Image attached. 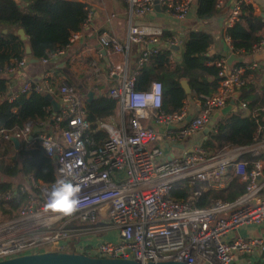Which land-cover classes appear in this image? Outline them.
I'll return each instance as SVG.
<instances>
[{
  "label": "built area",
  "instance_id": "obj_1",
  "mask_svg": "<svg viewBox=\"0 0 264 264\" xmlns=\"http://www.w3.org/2000/svg\"><path fill=\"white\" fill-rule=\"evenodd\" d=\"M125 1L130 7L126 38L120 40L107 32H100L98 37L102 49L126 56L106 78V82H112L107 93L117 102L113 117L93 126L86 116L87 93L67 82L58 88L53 86L52 67L45 68L40 80H23L20 92L51 93L62 107L44 122H28L15 132L0 130V139L11 140L15 135L25 149L42 145L52 160L55 180L71 170V177L80 186L81 207L67 217L45 211L46 193L55 180L39 184L29 176L19 186L21 191H28L22 206L13 210L5 202L11 217H5L0 209V260L51 250L85 253L82 242L75 239L96 234L103 227L116 230L120 240H100L90 251L92 256L190 264H264V106L250 109L245 100L235 104L236 111L252 116L257 124L255 140L249 145L211 152L203 146V140L190 148L184 143L206 128L213 115L241 92L249 83L248 72L264 74L262 61L236 66L227 58H219L216 65L221 78L216 91L191 96L200 107L199 114L191 119L187 99L177 111L165 113L162 82L153 81L148 89L139 90L136 78L139 68L162 49L171 50V65L180 62L173 47H182L185 40L173 36L165 45H158L160 29L134 22L136 16L155 8V0ZM224 1L218 0L217 6ZM195 2L159 0L161 7L179 19L185 18ZM241 3L234 1L230 20H237ZM262 36L251 55L264 52V30ZM79 37L80 31L73 33L65 47L40 61L47 65L66 54ZM133 49L138 56L135 68L129 65ZM27 63L28 57H24L14 66L0 68V73L21 71ZM151 122L163 126V132ZM96 131L108 136L97 143L92 136ZM166 143H180L184 149L169 154ZM235 177L245 189L234 200H215L198 207L172 193L174 188H188L195 199L209 189H227ZM5 197L10 199L11 192ZM98 216L106 218L101 221ZM78 220L94 224L74 227ZM246 228H256V233L242 234Z\"/></svg>",
  "mask_w": 264,
  "mask_h": 264
},
{
  "label": "trees",
  "instance_id": "obj_2",
  "mask_svg": "<svg viewBox=\"0 0 264 264\" xmlns=\"http://www.w3.org/2000/svg\"><path fill=\"white\" fill-rule=\"evenodd\" d=\"M217 3L218 0H196L198 18L204 20L215 16L218 12ZM87 17V4L79 0H24V3L0 0V68L5 70L22 58L29 57L18 34L19 28L22 27L28 35L32 57L41 59L65 47L71 35L82 29ZM263 30L264 17L255 14L253 4L242 1L237 20L226 28L225 34L230 39L233 52L250 54L253 47L263 39ZM212 42L210 33L199 29L191 30L184 41L180 62L170 64L171 50L167 48L152 54L139 68L136 88L145 90L153 81H161L164 88L162 110L168 114L180 109L184 101L194 94H210L216 91L221 78L216 61L222 57L210 53ZM235 64L246 65L239 61ZM183 79L188 81L190 93L182 87ZM8 80L4 76L0 77V130L15 132L28 122H44L51 116V103L42 93L18 92L10 100L13 90L9 87ZM261 80V87H256L254 82L243 87L236 103L245 100L250 109L264 106V76ZM51 84H55L52 78ZM116 105V100L107 92L99 93L91 102L86 103L87 120L96 126L98 121L115 115ZM256 129L257 124L252 116L241 111L231 112L218 118L214 129L202 144L211 152L249 145L255 140ZM92 136L98 143L108 134L96 131ZM0 174L4 179L19 175L33 176L39 184H49L55 180L52 160L42 145L36 144L31 149L22 147L17 150L12 140H5L3 137L0 139ZM20 185L0 179V209L5 217L12 215L11 210L4 208L5 202L13 210H17L28 197V191H21ZM244 189V184L235 177L227 189H209L195 199L190 197L188 188H174L172 193L198 207H205L215 200H234ZM9 192L11 198L7 199L5 195Z\"/></svg>",
  "mask_w": 264,
  "mask_h": 264
},
{
  "label": "crops",
  "instance_id": "obj_3",
  "mask_svg": "<svg viewBox=\"0 0 264 264\" xmlns=\"http://www.w3.org/2000/svg\"><path fill=\"white\" fill-rule=\"evenodd\" d=\"M79 1L87 4L89 10L87 24H83V27L80 30L79 39L67 50L66 54L50 61L47 65L43 64L40 59L36 62L31 61L32 55H28V63L21 71L0 73V77L4 76L9 79V87L13 90V94L20 92L24 79L35 81L40 80L47 67L54 68L51 78L54 80L55 84L53 86L56 88H58L63 82H67L85 93L89 90H94L95 97L101 92H107V89L112 83L109 81L106 82L107 74L115 64L125 60L126 56L125 54L114 52L110 48L102 49L98 42L99 33L107 32L119 37L120 40H124L127 36L130 24V7L125 0ZM234 1L236 0H225L221 6H218V12L216 15L209 19L202 20L198 18L196 14V5L183 19H179L174 15L169 14L160 6L159 8L155 7L143 16H136L134 22L141 26L160 29L162 34L158 36L157 42L158 45L161 46L165 45L166 41L173 36H179L183 38V40H186L187 35L191 30H204L210 33L213 37V42L210 46V51L213 52L212 54L227 59L232 55H235V59L231 64L237 66L235 62L239 61L249 65L255 60L254 56L251 54L234 53L231 49V43L225 34L226 28L233 25L235 22L229 18ZM242 1L253 4L255 14L264 17V0ZM19 2L24 3V0H19ZM6 31L7 29L5 28L4 32ZM182 47L176 49V55L179 60H181L182 57ZM137 58V50L133 49L130 52L129 65L134 67ZM261 64L264 65V61H262ZM263 76V73L252 70L249 72V82H254L256 87H261V79ZM240 94L241 92H239V95ZM239 98L240 96L235 98V103ZM186 101L190 107V115L192 119L199 114L200 107L196 105L191 97ZM239 102L236 104H239ZM150 125L157 131L163 132L164 130L163 126H159L154 122H151ZM204 130L205 128L192 137L185 139V148H190L196 142L204 140ZM181 145L182 144L180 143H177L175 146L173 143L165 144L169 154L182 153L184 145L183 147ZM28 178L29 177L19 175L17 177H10L3 180L12 182L20 180V183L17 182L15 184L22 185V183L28 181ZM105 218L106 216H98V219L101 221ZM74 224V227L83 228L84 226L93 225L94 223L78 220L75 221ZM98 227H100V223H98ZM110 239L119 241L120 238L118 232L114 229L100 227L96 234L80 236V238H76L74 242H82L81 244H83L84 249L89 252L88 255H91L90 251L94 249L96 243L100 240Z\"/></svg>",
  "mask_w": 264,
  "mask_h": 264
},
{
  "label": "water",
  "instance_id": "obj_4",
  "mask_svg": "<svg viewBox=\"0 0 264 264\" xmlns=\"http://www.w3.org/2000/svg\"><path fill=\"white\" fill-rule=\"evenodd\" d=\"M155 7L156 8L160 7L159 0H155ZM18 34L21 40H23L24 42L26 54L31 56L32 55L31 44L25 30L22 27L18 29ZM149 47L152 46L150 45ZM173 48L180 49V46H174ZM234 59H235V55H232L228 59V62L231 64ZM254 59L255 61H264V52L255 54ZM31 61L36 62L38 61V59L32 57ZM181 85L187 93L191 92V88L187 80L185 79L181 80ZM44 96L47 100L50 101L53 111L52 114L55 115L62 107L60 102L51 93H46ZM238 96H239V92H236L233 95V98L230 100V102L224 108H222L220 112H216L213 115L211 121L204 130L205 138H207L208 133L211 130H213L212 128L220 116H225L237 110V107L235 105L236 104L235 98H237ZM94 98H95V91L89 90L87 92V102H91ZM11 140L14 143L15 148L17 150L20 149L21 142L19 138L14 135L11 137ZM169 159H171V157ZM0 264H190V263H187L185 261H175V260L142 261L138 259L124 258V257H98V256H91L81 252L51 250L40 253L25 254L5 260H0Z\"/></svg>",
  "mask_w": 264,
  "mask_h": 264
},
{
  "label": "clouds",
  "instance_id": "obj_5",
  "mask_svg": "<svg viewBox=\"0 0 264 264\" xmlns=\"http://www.w3.org/2000/svg\"><path fill=\"white\" fill-rule=\"evenodd\" d=\"M80 186L71 177V170L62 173L46 193L44 210L59 216H71L81 207Z\"/></svg>",
  "mask_w": 264,
  "mask_h": 264
},
{
  "label": "rangeland",
  "instance_id": "obj_6",
  "mask_svg": "<svg viewBox=\"0 0 264 264\" xmlns=\"http://www.w3.org/2000/svg\"><path fill=\"white\" fill-rule=\"evenodd\" d=\"M0 179H4V176H2L1 174H0ZM20 181V180H19ZM18 180L17 181H15V183H17V182H19ZM20 183V182H19ZM241 232H242V234H247V233H249V232H253V233H256V228H246V229H244V230H241ZM85 253H87V254H89V252L88 251H84Z\"/></svg>",
  "mask_w": 264,
  "mask_h": 264
}]
</instances>
